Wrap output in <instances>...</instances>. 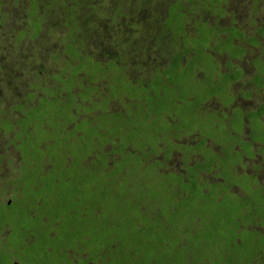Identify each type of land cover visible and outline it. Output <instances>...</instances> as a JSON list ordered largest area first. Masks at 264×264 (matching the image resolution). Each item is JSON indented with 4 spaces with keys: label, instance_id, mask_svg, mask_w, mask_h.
Returning a JSON list of instances; mask_svg holds the SVG:
<instances>
[{
    "label": "rangeland",
    "instance_id": "obj_1",
    "mask_svg": "<svg viewBox=\"0 0 264 264\" xmlns=\"http://www.w3.org/2000/svg\"><path fill=\"white\" fill-rule=\"evenodd\" d=\"M145 1L147 0H0V132H2L0 136V175H5L4 177L9 179L11 175L19 176L21 172L26 176L25 182L19 179L16 186L12 187V185H8L7 187L11 193L12 190H15V193H12L15 197L10 209H14L15 215L19 217L11 224L14 230L10 240L12 245L22 244L23 246L25 243L28 244L29 240L33 242L34 245L32 244L31 252H34L35 256L30 259L31 262L38 261L39 264H66L69 258L72 259L73 257L69 251L63 249L64 245H68V248L76 245L79 249V245L84 243L91 254V249L94 252L105 250L109 246V239H111L110 242L124 239L117 232L115 233L116 236H113L112 220L117 218L118 209L112 204L113 194L110 190L111 188L103 190L99 187L92 189V192L97 197L91 198L89 204L83 201L81 207H79V210L86 208L87 211L84 215H81L79 212L80 217H78L79 219L73 225V232L69 241L65 239L60 241L56 238L55 230H58L57 223L55 222L56 219H48L47 215L44 214L51 208V203L47 199L49 197L46 193H50V197L63 193L59 179L62 180L63 178L65 182V179L70 180L74 176L68 174L65 169L66 165H72L70 169L66 166L68 171H72L74 167L76 170H79L80 172H76L77 176L81 175V171H84L85 167H83L82 162L79 163V155L71 156V162L69 163L66 161V152L61 158L62 152L53 151V141L43 150H40L38 146L41 144L40 141L43 138L49 140L50 132L48 131L54 132L55 130V134L63 132L64 139L65 137L72 136L65 131V128L70 121H74L77 115H80L82 116L79 121L80 123L75 124V128L81 124L86 125L88 128L95 124L101 127L102 130L107 131L106 135H103L113 137L114 141L120 139V143L117 144H123V147H125L128 139L126 133L128 134V132L121 127L113 126L111 122L106 124L107 130H105L104 125L109 120L110 113L106 114L107 110L103 106L104 103L101 98L97 104L98 111H94L96 107L91 104L96 102L94 99L95 94L92 95L91 104L84 102V105L82 102L75 100L74 96H70L69 99L63 102L62 100H48L47 98L53 99L55 95L61 97L63 92H70L73 84L68 79L64 80L66 85L62 87V90L54 89L53 85L55 82L58 83L57 75L63 74L68 76L69 68L72 67V60L75 63L74 67L79 70L83 56H91L93 59L102 62L114 59L119 60L120 56V60L123 63H127L136 59V53L141 55V51L136 46L138 42L142 43L143 41L144 43L145 39H139L136 42L139 33L135 30H137L139 20L142 23L143 18L140 14L136 13L135 9H137L138 5L141 6V2ZM155 1L156 5H159V8L153 13V17H148L150 20L155 15V19L157 20L161 12H167L163 9L160 1L168 2L165 5L168 10L171 4L177 2V0ZM75 3L79 6L73 8ZM140 12H150V9L146 8L140 10ZM149 30L154 31L152 28ZM151 34L149 33L148 35L151 37ZM120 39L127 43L131 39L129 46L123 48V43L121 44ZM150 44H152V37L146 43V46L149 47ZM74 49H78L80 53L77 50L74 52ZM155 53L153 54L155 55ZM152 59H149L147 63H152ZM135 61L138 62L137 60ZM205 67H208V64ZM105 84V82L102 83L99 89L104 90L102 85ZM123 87L125 86L119 80L118 86H111L110 91ZM80 99L83 100L82 98ZM125 103L127 102L113 103L110 109L115 112L120 110ZM38 104L41 107L43 106L40 111V120L42 121L45 118V123L43 124L38 122V116L30 113L33 106ZM197 118L199 117L195 116V119ZM130 122L131 118L126 117V123ZM191 122V125L195 126V122ZM16 123H19L21 127L19 124L13 125ZM161 123H163L160 125L163 132L167 128L170 129L167 122ZM193 126L181 127L183 131L176 132L177 134L174 135V138L179 140L182 136H189L193 132H197L198 129H201V133L198 131L200 140L201 143H205L209 132L202 130L206 129L203 123L196 125L198 129H195ZM69 128L70 126L67 127V129ZM94 128L96 127L93 126L92 129ZM95 135L100 140L105 138L98 130L95 131ZM135 137L138 136L135 135ZM170 137L172 138V136ZM158 141L164 143V146L159 149L162 153H164V148L168 145L175 147L179 151L186 148V146L173 144L168 135H162L161 138L160 136H150L133 142L131 148L137 153L140 152L142 155L141 159L148 162V164L146 166L138 165L134 161L125 163L126 174L129 176V179L136 183L124 185H133L135 187L133 197H135L136 202L158 201L160 203L157 206L156 212L151 217H147L146 215L140 216L137 212H135L136 214L134 213L131 226L140 227L138 231L142 232L140 236L144 239V242L136 246L139 252H132L134 254L129 255V260L131 262H141L145 257L146 259L142 264H167L165 263L166 260L183 261L182 255H179L176 251L170 252L168 250L169 255L166 256V260L165 255L162 254L161 263L160 258H154V255L157 257V253L154 249L150 248V243L156 244V242L168 240L167 245L170 249L179 246L178 235L181 226L186 230L191 222L190 219H184V216H189L191 213L192 219L194 215H197L201 219V221L197 222V227L194 225V230L197 229V231L201 232V237L203 238L201 242L205 252L215 253L222 245H227V252L231 255L230 259H232V263L230 264H240V261L247 264L255 255L264 256L262 247H256V242L252 238L253 236L247 233L244 222L233 223L231 219L225 218L221 224L222 229L218 230L217 233H215V230L212 231L213 226L211 224L216 213L214 211L216 209L219 210L218 207L221 204L219 202L216 203L219 197V187L214 186L212 188L208 194L210 198H202L194 190V185L190 184L189 187L185 188L186 184H184V187H181L178 185L179 182L176 176L168 173L157 174L155 172L156 169L162 168L164 164L161 165L157 160H153L154 156L150 153L144 154L142 147L147 145L154 147ZM23 145H28L31 148V150H27L32 153V157L30 158V166L28 168L25 167V169L19 172V168H17L19 150L15 149L21 148L24 150L22 148ZM71 146L73 149L74 145L72 143ZM229 149V146H223L221 151L224 152ZM88 150H92V147H88ZM208 155L211 158L214 156L213 153L209 152ZM206 156L207 154H205ZM12 158L15 162L11 160ZM43 158L48 160V170L44 172L42 171L43 163L41 161ZM104 160L105 157L101 159V161ZM238 161L239 159L237 158H232L229 161V157H223L220 154L214 162L220 164L219 169L226 171L225 174L220 173L221 177H229V180L232 179L228 184L233 185L236 178L237 181H240L237 185L243 187L246 197L250 200H257L256 197L259 194H256L255 190L248 187L251 185L252 177L236 175L235 178L234 176L231 178L229 176L233 172V169L228 165L236 164ZM131 163L135 166L131 167ZM21 164L19 163V166ZM123 164L114 162L111 165L113 167H120ZM182 165L184 166V161H182ZM96 171H89L90 173L85 179H96L99 174ZM228 184L224 185L223 188H226ZM36 185H39L38 191H29L30 187L32 188ZM136 185H144V187L139 188ZM1 187H6L5 182L0 185ZM10 197L11 195H7L4 201L10 199ZM197 197L200 198L199 202L196 201ZM248 199H245L241 204L248 203L246 202ZM51 200L56 206L61 208L62 204L60 202L52 198ZM36 201L45 202L40 208L44 213L37 215V219L32 218V213H30V211L38 209ZM94 202H100V204L95 207V204H92ZM222 203L225 204L224 207L227 206L232 212L240 205L239 202H234L230 195H226ZM200 205H206V208L199 209ZM175 207L176 209L172 212L177 211V213H180L173 216L170 210ZM108 219H110L111 224L108 223L107 225L106 221ZM98 220H100L99 223H97ZM2 221L3 214L0 212V223ZM3 223H8V221ZM169 224H173L175 227L169 230ZM82 225L86 226L87 231L83 230L84 233L81 232ZM125 228H128V226L126 225ZM188 231L187 228L185 232L187 233ZM212 234L219 237L220 240L215 239L214 236L212 237ZM186 236L188 235L186 234ZM242 239L243 243L241 242ZM21 240L22 242L20 243ZM91 245L92 247L90 248ZM205 246L209 247L210 251ZM244 247H247L248 253L244 252ZM119 248L121 247L116 248V250ZM47 249H51V251L48 252ZM121 249L129 253L128 250ZM87 254L86 251L78 254V256L84 258ZM31 255L32 253H27V256L30 257ZM203 256L207 258V264L214 261L211 254L205 253ZM81 258L77 259L79 264H85V260ZM151 259L153 261H147ZM195 259L196 257L193 260ZM92 260L96 262V257ZM111 261L117 262L118 260L111 258ZM173 261H170L168 264H173ZM90 263L87 262L86 264Z\"/></svg>",
    "mask_w": 264,
    "mask_h": 264
},
{
    "label": "flooded vegetation",
    "instance_id": "obj_2",
    "mask_svg": "<svg viewBox=\"0 0 264 264\" xmlns=\"http://www.w3.org/2000/svg\"><path fill=\"white\" fill-rule=\"evenodd\" d=\"M167 3L160 1L167 12H161L157 20L156 15L152 20L148 18L153 17V13L159 8L155 0L141 2V6L138 5L135 9L136 13L143 18L142 23L139 20L140 24L138 23L137 30H135L139 33L136 42L139 39H145L144 43L143 41L137 43L136 48L141 51V55L136 53V59L123 63L119 56V60L102 62L91 56H83L82 63L98 64L104 70H110L111 78L103 80L108 85L104 90H108L113 85L118 86L119 80L130 90L124 97L127 103L122 105L120 110L114 112L110 109L113 103H119L118 100L103 104L107 110L106 114L110 113L113 116L112 121L126 122V117L131 118V122L126 123L128 132L138 137H133L127 149L131 148L135 140H143L150 136L161 138L162 135H168L175 145L186 146L184 150L179 151L168 145L162 153L159 149L164 146V143L158 141L154 147L143 146L142 152L150 153L154 156L153 160H157L161 165L164 164L155 172L176 176L179 186L184 187L185 183V188L190 184L194 185V190L202 198H210L208 194L212 188L219 187V197L216 203L219 202L221 206H225L222 201L226 195H230L234 202L240 204L236 210H233V213L236 212L242 219H245L246 213L252 210L256 226L250 232L246 228L247 233H258L263 240L264 0H177L176 3L170 5L169 10L165 6ZM146 8L150 9V12H140ZM150 28L154 31H150ZM149 33H152V44L147 47L146 43L151 39ZM130 41L127 43L120 39V42L127 44L125 47L129 46ZM151 58L153 61L148 64ZM207 64L208 67H205ZM77 91H80L78 87L73 93ZM123 95L124 93H121V96ZM65 97L66 94L63 93L61 97L56 96V99L62 102L69 99ZM53 99L48 98V100ZM33 108L41 110L42 107L36 105ZM195 116L199 118L195 119ZM191 121L195 122V126L191 125ZM38 122L45 123V118L42 121L39 118ZM161 122H167L170 129L167 128L163 132L160 127L163 124ZM78 123L79 119L67 124L70 128L66 127L65 131L72 136L65 137V139L63 132L55 134L54 129V132L48 131L50 132L49 140L43 138L38 146L39 149H45L53 141V151L62 152L60 156L62 158L66 143L75 142L78 145L84 140L87 141L88 127L83 124L75 128V124ZM198 123H203L206 129L202 130L209 132L205 143H201L199 136L201 129L196 126ZM17 124L19 123L13 125ZM19 126L21 127L20 124ZM92 126L97 127L95 124ZM183 126H193L199 132L196 130L197 132L176 140L174 135L177 134L176 132L183 131L181 128ZM99 132L101 133V130ZM1 134L2 132L0 136ZM118 141L115 140V142ZM223 146H229L230 149L222 152ZM22 148L24 150L15 149L19 150L17 165L19 172L30 166L32 157V153L27 150H31L28 145H23ZM116 149L117 147L113 148V151ZM104 150L107 152L109 149L104 147L102 151ZM125 150L126 147H122L120 151L114 152L110 160L120 161ZM208 152L214 154L213 158L208 155ZM205 154H207L206 157ZM220 154L223 157H229V161L232 158L239 159L238 163L228 165L233 169L229 176L231 178L233 176L235 178L236 175L252 177L251 185L248 187L259 194L256 197L257 200H250L246 197L243 187L237 185L240 181L236 178L232 185L228 184L232 179L220 176L221 172L226 173L219 169L220 164L214 162ZM89 158L98 162L96 154L92 151ZM11 160L15 162L13 158ZM41 161L44 172L48 170V160L43 158ZM66 161L68 163L71 161L70 152ZM182 161H184V166ZM19 163H22L21 166ZM147 164L148 162L143 160L141 165L146 166ZM113 168L115 171L126 172L127 170L125 167L120 169L121 166ZM4 176L0 175V185L3 182L6 185L0 188V212L3 214V221L0 223V264H39L38 261L31 262L30 260L35 256V253L31 252L33 242L29 240L28 244L25 243L23 246L22 244L12 245L10 240L14 230L11 224L19 217L15 215L14 209H10L15 197L12 193H15V190L11 193L7 187L8 185L16 186L19 179L25 182L26 176L21 172L19 176L13 174L9 179ZM227 184L228 186L223 188ZM38 188L39 185H36L30 187L29 191H38ZM7 195L11 197L4 201ZM245 199H248L246 202L250 200L255 203L249 208L250 211L246 209L247 203L241 204ZM36 204L41 208L45 202L36 201ZM40 208L30 211L32 218L37 219V215L43 213ZM156 209H146L145 211L149 212L145 215L151 217ZM175 209L176 207L172 211ZM47 215L50 216L49 212ZM6 220L8 223H3L7 222ZM99 221L96 222L99 223ZM196 221L200 220L196 219L193 222ZM85 227V225L81 227L83 233L87 231ZM79 246V249L76 245L70 248L68 245L63 246V249L69 251L73 257L69 258L66 264H79L77 259L81 257L78 254L82 252L87 251L88 253L87 256L81 258L82 260L90 257V251L84 243ZM47 251L50 252L51 249ZM104 251L96 252V260H98L92 261L93 264H105L102 260L106 259L101 257ZM28 252L32 253L30 257L27 256Z\"/></svg>",
    "mask_w": 264,
    "mask_h": 264
},
{
    "label": "trees",
    "instance_id": "obj_3",
    "mask_svg": "<svg viewBox=\"0 0 264 264\" xmlns=\"http://www.w3.org/2000/svg\"><path fill=\"white\" fill-rule=\"evenodd\" d=\"M81 4V3H80ZM79 5H77L75 3V5H73V8L78 7ZM37 8H38V3H37ZM73 18V17H72ZM122 44V42H121ZM127 44L123 43V48L126 46ZM76 48V47H75ZM78 49H74L73 51L75 52ZM73 60L71 62L72 67L69 68L68 71V76L65 75H57L56 78L58 80V83L55 82L54 89H61L62 87H64L66 85V82H64V80L68 79L71 81V83L73 84L71 87L70 92H63L66 94L65 98H70V96L74 95V99L82 102V104L84 105V102H88L89 104H91V98L92 95L95 94V103H92L91 105H95L96 109H94V111H98V103H99V99L101 98L104 105L110 103V101H115L118 100L119 103L121 101H125L126 98H124L127 95V92L129 93L130 90L128 88L125 87L120 88V89H116L115 91H110V88L108 89V91L105 90H101L99 89V86L104 83L103 80H107L108 78H111L110 76V70L109 69H105L101 68L100 66H98V64L96 65H92V64H83L81 63L79 66V70H77L74 65L72 64ZM107 73H106V72ZM65 78V79H63ZM70 83V82H69ZM58 86H60V88H58ZM105 89V87H107L108 85H102ZM114 86V85H113ZM79 88L80 91H77L76 93H73L74 90L76 88ZM61 92V91H60ZM121 93H124L123 96H121ZM58 95V94H57ZM76 95V96H75ZM113 95V96H112ZM80 98H82L83 100H81ZM48 99V98H47ZM56 99V95L55 98L53 100ZM40 107L41 105L38 104ZM43 107V106H42ZM87 107V106H85ZM42 110V109H41ZM40 108H33L32 111L30 113H32L35 116H38L40 118ZM75 111V110H74ZM77 113V111H75ZM110 115V114H109ZM82 116L77 115L76 119H79ZM84 117V116H83ZM112 115H110L109 120L106 121L104 128L106 129V124L108 122H111L113 126L115 127H121L122 129H125L128 132V128H127V124L126 122H116V121H112ZM72 120V119H71ZM80 123V122H79ZM83 125V124H81ZM93 126H90L87 131V141H83V143H79L78 145L74 142L72 143L74 145L73 149H69V145L71 146V143H66L65 145V149L64 151L66 152V157L68 155V153L70 152L71 156L75 155H79L80 156V162H82V165H84L83 167H85L84 171H81V175L77 176L76 172H80L79 170H76V168L74 167L71 170H67L71 168V164L66 165L65 169L68 172V174H71L73 176V178L69 179H65V182L62 178L59 179L60 181V185L62 186V190L63 193L61 195L58 196H53L50 197V193H46V195L49 197L47 198L48 200L55 199L57 200V202H60L61 208H59L58 206H56L53 201L51 202V208L48 209L47 212H49L50 216L48 217L47 213H44L47 215L48 219H56V223H57V229L55 230L56 235L60 241L62 240H67L69 241V238L71 237V233L73 232V225L75 223V221H77L80 217L79 212L81 215H84L87 211L86 208H81L79 210V207H81L82 202L85 201V203L89 204V200L91 198H95L97 197L96 195H94V193L92 192L93 188H102L103 190H106L107 188H111L110 190L112 191L113 197H112V204H114V207L117 208V218L112 220V227H113V236H116V232L122 236L124 239L120 240L117 239L113 242H110L111 239H109V246L105 249L104 253L101 255V257L103 259L106 260H102V258H100L103 262H105V264H142L143 261H145V257L142 259L141 262H134L131 260H129V255L130 254H134L132 252H139V250L136 249V246L141 245L144 242V239L140 236V231H138V229L140 227H135L134 225L131 226L132 222V218L133 216L136 214L135 212H137L140 216H144L145 213L149 212V211H145L147 210H153L156 209V207L159 205V202H145V203H138L135 200V197H133V194L135 192V187L133 185H124V184H133L136 183L135 181L129 179V176L126 174V172L124 171H115L113 166L111 165L112 163H114L115 161H113L112 159L110 160V158L112 157V155L114 154V152L116 151H120V149L123 147L122 145H118L117 143H120V139H118V142L114 141L113 137H109V136H105L107 131L102 130L101 127L97 126L95 129H92ZM99 131L101 130V134H105L103 135L105 138L103 140H100V138H97L95 135V131ZM128 139L126 142V150L123 154V156L121 157V160L118 161L117 163H124L120 169H122L125 165V163H128L129 161L132 162L134 161L136 164L141 165L142 164V155L139 153H137L135 150H133L132 148L127 149L128 145L131 143V141L133 140V137H135V135H133L132 133L128 132ZM88 147H92V150H88ZM108 148L109 150L106 152L105 150H103V148ZM116 151H113V148H116ZM124 148V147H123ZM88 151H86V150ZM95 153L96 157L98 158V162H95L92 158H89L90 153ZM105 157L104 161H101V159ZM127 161V162H126ZM71 162V161H70ZM99 163V165H98ZM80 166V165H79ZM78 166V167H79ZM135 165H133L131 163V167H134ZM77 167V168H78ZM98 171V175L96 177V179H85L86 176H88V174L91 171ZM90 171V172H89ZM96 171V172H97ZM122 173V174H121ZM136 180H140V179H136ZM186 184V183H185ZM139 188L144 187V185H136ZM134 198V199H133ZM196 201L199 202L200 198L197 197ZM92 204H95V207L98 206L99 203L94 202ZM255 203H252L250 200L248 201L247 205H246V209L250 211V207L254 206ZM221 206V205H220ZM38 208H40V206H38ZM99 208V207H98ZM97 208V210H98ZM206 207L204 205H200L199 209H205ZM221 209H216V212L214 217H213V223L211 224L212 227V231L215 230V233L218 232V230L222 229L221 224L224 221L225 218L227 219H231L233 221V223H239V222H244L245 223V228L248 229V232H250L251 230L254 229V226H256V221H255V217L253 216L252 210L250 211V213H246V217L245 219H242L236 212L233 213L232 211H230L227 207L221 206L218 207ZM78 209V210H76ZM38 210V209H37ZM172 211V210H170ZM42 213V214H43ZM135 213V214H134ZM180 212L177 213V211L175 212H171V214L173 216H176L177 214H179ZM41 214V215H42ZM192 213L189 216H184V219H190L191 222L189 224L188 228V232L186 233V230L184 229L183 226H181L180 229V233L178 235V241H179V246L174 247L173 249H170L167 245L168 240L165 241H159L156 242V244H151L150 243V248L154 249L155 252L157 253V257L154 255V258H160V262H161V257L163 256L162 254L165 255V260H166V256L169 255V253L167 252L168 250H170V252L176 251L179 255H182L184 260H166L165 263H169L170 261H173V264H207V258H205L203 255L205 253L211 254L213 255V259L214 261H212V263H208V264H230L232 263L230 259V256L228 254V247L227 245H222L225 247H221V251L220 249L215 252V253H209V252H205L204 251V246L201 242V240H203V238L201 237V232L194 229V225L197 227V222H193L196 219H199L201 221L200 218L197 217V215H194L193 219H192ZM44 219V218H41ZM107 225L108 223L111 224L110 219H108L106 221ZM126 225L128 226V228H125ZM178 225V224H176ZM63 226V227H62ZM131 226V228H130ZM203 226V224H202ZM175 225L173 224H169V230L174 228ZM82 232V231H81ZM80 232V234H81ZM186 234L188 236H186ZM64 235V236H63ZM79 235V234H78ZM253 237V241L256 242V247H262V250L264 252V238L262 240V238L258 235V233H254L251 234ZM214 236L215 239H219V237H217L216 235L212 234V237ZM132 238V240H130ZM222 239V238H221ZM74 238L72 239L73 242ZM113 240V239H112ZM262 240V242H261ZM243 243V239L241 241ZM260 242V243H259ZM124 248L126 250L129 251L126 252L125 250L119 248L118 250H116V248L118 247ZM92 247V245L90 246V248ZM205 248L210 251L209 247L207 248L205 246ZM250 248V247H249ZM158 251V252H157ZM244 252L248 253V249L247 247H244ZM97 253L94 252L91 249V254L89 258H86L85 262H89V261H93L92 259H95V255ZM194 257H196L195 260ZM202 257H204L202 259ZM99 258V257H98ZM111 258H116L118 261L117 262H112ZM98 260V259H97ZM96 260V261H97ZM147 261H153L151 260H147ZM162 263V262H161ZM160 264V263H159ZM240 264H244L242 263V261H240ZM247 264H264V256H260V255H255L252 259L249 260V262H247Z\"/></svg>",
    "mask_w": 264,
    "mask_h": 264
}]
</instances>
